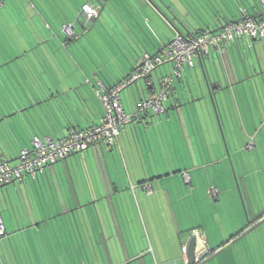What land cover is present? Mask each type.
<instances>
[{"label": "crops", "instance_id": "obj_1", "mask_svg": "<svg viewBox=\"0 0 264 264\" xmlns=\"http://www.w3.org/2000/svg\"><path fill=\"white\" fill-rule=\"evenodd\" d=\"M199 1L202 4L183 9L184 21L175 23L180 33L191 36L198 32L194 16L206 12L205 0ZM212 1L221 5L228 2ZM87 2L93 3L99 14L100 7L107 4V0H86L82 6ZM242 2L244 10L259 14L256 0ZM225 7L222 13L230 17L234 10ZM80 13L84 18L83 10ZM35 28L44 33V26ZM13 29L31 31L29 26ZM2 30L0 25V68L11 66L6 72L0 70V156L11 163L18 162L21 151L31 146L34 137L60 138L70 128L93 125L104 112L98 92L128 75L143 53L156 52L171 38L151 36L145 29L135 32L134 46L122 60L124 68L116 71L121 74L116 79L93 72L94 67L87 62H83V72L76 74L73 69L72 77L59 74L56 79L53 73L45 74V66L61 62L44 54H35L36 58L28 62L37 66L36 74L26 69L12 71L13 64L23 69L21 64L26 62H20L24 61L19 58L22 49L14 47L12 38L6 35L2 39ZM73 38L62 40L57 31H48V35L36 39V45L27 37L26 47L41 45L46 49L53 43L59 49L67 48ZM244 48L255 50L261 69L254 60L245 62L240 53ZM207 61L214 63L215 75L206 74L203 82L186 66L174 78L166 110L126 125L114 146H92L46 167L35 180L27 177L21 192L28 199L21 206V215H10L5 221L0 264H187L183 247L193 234L199 253L211 251L197 264H264V137L260 139L262 158L254 171L247 151L256 149L257 144L246 143L253 135L255 118L263 119L264 130V41L240 40L213 48L203 58L197 57L195 66L200 63L205 68ZM163 67L168 69L159 73L162 67L157 68L134 83L139 96L129 111L121 93L128 112L159 91L160 78L173 69L171 64ZM246 81L252 83L250 88L246 83L242 87ZM226 87L233 98L232 107L241 114L237 120L240 131L235 120L229 121L230 129L237 131L232 134L229 153L234 174L241 179L240 195L237 185L231 184V166H227L219 134L222 109L228 111L223 104ZM181 172L184 177L189 173L185 179L190 185L184 184ZM31 180L33 186L28 183L27 187L26 182ZM43 185L47 202L39 193ZM34 187L39 198L32 201ZM1 190L5 204H12V189L6 184ZM221 193L232 194L233 202L223 204Z\"/></svg>", "mask_w": 264, "mask_h": 264}, {"label": "rangeland", "instance_id": "obj_2", "mask_svg": "<svg viewBox=\"0 0 264 264\" xmlns=\"http://www.w3.org/2000/svg\"><path fill=\"white\" fill-rule=\"evenodd\" d=\"M84 1L86 0H3V4L0 6V25L5 29V31H1V36H3L2 39H6V35L7 37L12 38L10 41L14 47L17 49L20 47V49H22V54L19 58H24V61L20 62L27 63L21 64L23 69H20V66L17 64H13L14 68H11V70L16 71L19 69L20 71H25L26 69L28 73L34 75L36 74L35 69L37 66L31 65L30 63L28 64V62H30L29 60H31V58H36L35 54H37V56L44 54L46 57L48 56L55 61L61 62V64L57 63L56 65L45 66V74L49 76L53 73L55 76H51L55 77L56 79L59 78V74H67L72 77L73 69L76 70V74L81 73V71L83 72L82 69L85 67L83 66L85 62L94 67L93 72L95 71V73L98 72L99 74L108 78L116 79L121 75L120 72L116 71L124 68L122 60H126L128 50L134 46L132 42L135 37V32L141 33L142 31L143 33V29H145L147 31L146 33H150L151 36L153 33L156 35V37L161 35L160 37L163 39L173 37L175 36V29H178L181 20L184 21L185 19L182 16L184 11L183 9H189L196 3L198 5L201 4L199 0H197L196 3L190 0H107V4L103 5V7H100V14L98 16L93 19H86L84 17V19L80 13L82 10V3ZM258 2L260 5L262 4V0H258ZM191 13L193 14L194 11L192 10ZM176 21H180L178 25H175ZM173 23L176 28H174L172 25ZM11 25H13V27ZM69 25L74 28L73 30L75 34L73 36H75V38L72 39L67 48L59 49L56 45L54 47L53 43L46 46V49L41 47V45L36 46V48L26 47L27 37L35 41L34 45H36V39H40V36L48 35V31L53 34L55 31H57L62 40H67L71 37L66 29V26ZM15 26L16 28L21 29L29 26L31 31L28 33L14 31L13 28H15ZM36 26L42 28L44 26L47 30L44 29V33H41V31L40 33L36 32ZM240 53L242 54L245 62H249V60L252 62V60H254L256 61L258 68L261 69L255 50H246L244 48L241 49ZM68 57L70 58L69 62H64V59ZM12 63L19 62L12 61ZM9 66L11 65L5 64L1 66L0 70L2 72H6V69L9 68ZM164 66L168 67V64H165ZM239 66H241L240 70L244 69L242 61H240ZM161 67L162 69L158 70L159 73L168 69L163 67V65L159 68ZM218 68L222 72V65L220 62H218ZM190 69V73H194V76L198 75L199 78L203 80V82H206V74L209 73L211 75H215V73H217V69L215 68V65L212 61H207V67L205 68L202 66V64L198 63L195 67H190ZM244 83L247 84L248 88L251 87L252 83H249V81L242 82V87ZM147 91L148 90L146 87V92ZM224 91H226V96H223L225 101L223 104L228 107V111L225 113V111L222 109L223 114L221 117V126L219 128L221 149L227 153L228 161H226V163L228 168L231 166V184L233 182L234 185H237L238 195H240L242 192L241 190L239 192L238 186L240 187L239 184H241V179L237 177L238 173L237 176L234 174V166H232V159L230 158L229 153V148L231 149L233 145L232 134L233 132L236 133L237 131H232L230 129L229 121L235 120L239 129V122H237V120L240 119L241 114H239L238 111H235L234 107H232L233 104L231 99L233 98L228 93L229 89L226 87ZM121 93L124 103L127 107L126 109L129 111L133 106L136 96H139L137 87L135 84H131ZM211 103L213 106L214 103ZM220 106L222 108L221 102ZM229 106L231 108H229ZM215 116L216 119H218L216 112ZM262 122L263 119L261 118H255L252 121L255 129L253 131V135L249 136L250 138H248L246 142L254 144L256 142L257 144L256 149H248L247 151L248 154H250L248 155V159L251 171L256 170L255 165L257 166L260 159L262 158L260 152V139L261 137H264V130L261 131ZM2 125L3 124L0 122V126ZM232 125L234 124L232 123ZM241 137L244 139L243 135ZM12 163L15 164V162ZM180 176L182 177L184 184L190 185L188 182H186L184 173L181 172ZM254 181L255 186H258L259 184L256 183L258 182V179L254 178ZM33 182V180H31V182H26V186L28 183V186H33ZM24 185L25 183H8L9 188H11L13 191V194H11L13 198V205L5 204L4 196L0 188V210L4 223L11 218L10 215H12L13 218L15 215L18 216L19 213L21 215V211H23L21 206L23 203H25L24 201L28 199L25 193L22 194L21 192L25 187ZM223 185H225V183ZM39 190L42 200L44 202L49 201L47 188H45L43 185V187ZM32 192V194L35 195H32L33 200H31L35 201V198H39L38 193L36 194L35 187ZM209 197L211 198V196ZM223 198H225V200ZM229 200L230 202L231 200L233 202L232 194L228 193L226 196L225 193H221V201H223V204L227 205ZM209 257H212V255Z\"/></svg>", "mask_w": 264, "mask_h": 264}, {"label": "built area", "instance_id": "obj_3", "mask_svg": "<svg viewBox=\"0 0 264 264\" xmlns=\"http://www.w3.org/2000/svg\"><path fill=\"white\" fill-rule=\"evenodd\" d=\"M2 4L3 0H0V6ZM260 7L257 15H251L243 9L240 19L225 25L218 32L206 31L191 36L176 34L156 52L143 53L136 67L128 75L111 87L104 88L103 92H98L104 112L93 125L82 129L70 128L69 133L60 138L34 137L31 146L21 151L15 164L0 156V188L10 182L22 184L27 177L35 180L46 167L92 146H114L126 125L139 121L143 116L162 114L166 110L165 104L171 95L175 76H180L186 66L194 67L197 57L203 58L213 48H222L223 44L231 45L249 39L264 41V0ZM82 10L86 19L99 15L97 7L91 2L85 3ZM66 29L73 37V27L69 25ZM165 64H171L173 69L171 74L160 78L159 91L152 92L149 97L140 100L136 109L128 112L123 105L121 92L129 85L147 78L155 69ZM185 177L189 178V173H185ZM5 234L6 226L0 210V239ZM183 251L186 255V246ZM210 253V250H204L202 253L197 251L196 264Z\"/></svg>", "mask_w": 264, "mask_h": 264}, {"label": "trees", "instance_id": "obj_4", "mask_svg": "<svg viewBox=\"0 0 264 264\" xmlns=\"http://www.w3.org/2000/svg\"><path fill=\"white\" fill-rule=\"evenodd\" d=\"M194 3H196V2L194 1ZM204 3L206 4V6H205L206 7V12H202L203 15H201L199 13V14H195L196 17L194 16V18L197 19L198 24H199V28L197 30L198 32L196 34H202V33L206 32V31L218 32L225 25L230 24V23L240 19L241 16H242V10H243V8H242L243 7L242 0L241 1L240 0H228V2L224 1L222 3L223 5H221L220 4L221 2H219V1H212V0H205ZM256 3L258 4V6H260L258 0H256ZM209 4H210V6H209ZM225 5H226V7H225ZM223 6L225 8H229V10H231V9L234 10V12L230 11V13H231L230 17L229 16H225V14L222 13V7ZM248 13L251 14V15H254L251 12H248ZM182 34H184V33H182ZM237 42H240V41H237ZM233 44H235V43H233ZM223 45H226V44H223ZM223 45H222V47H223Z\"/></svg>", "mask_w": 264, "mask_h": 264}, {"label": "water", "instance_id": "obj_5", "mask_svg": "<svg viewBox=\"0 0 264 264\" xmlns=\"http://www.w3.org/2000/svg\"><path fill=\"white\" fill-rule=\"evenodd\" d=\"M172 25L174 26V28H176L174 23ZM176 31L178 32V34H180L179 29L176 28ZM5 185H3V186H5ZM197 242H198L197 236L194 234L191 235L189 242H188V245H187V254H186L187 264H196Z\"/></svg>", "mask_w": 264, "mask_h": 264}]
</instances>
